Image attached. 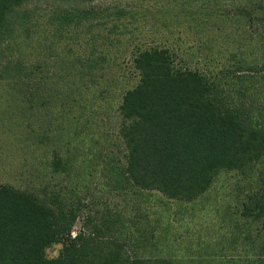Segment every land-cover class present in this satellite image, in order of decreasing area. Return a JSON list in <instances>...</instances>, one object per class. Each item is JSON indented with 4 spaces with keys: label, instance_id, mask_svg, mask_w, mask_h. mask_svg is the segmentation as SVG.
Here are the masks:
<instances>
[{
    "label": "trees",
    "instance_id": "trees-1",
    "mask_svg": "<svg viewBox=\"0 0 264 264\" xmlns=\"http://www.w3.org/2000/svg\"><path fill=\"white\" fill-rule=\"evenodd\" d=\"M30 1L45 0H0V87L6 113L13 108L10 118L27 131L22 136L34 135L32 143L46 145L50 159L41 195L0 184V264H264V177L243 201L242 220L230 236L192 257L162 255L155 228L143 229L136 242L150 256L130 252L134 232L108 216L95 219L68 186L76 168L109 156L92 129L113 111L124 160L105 159L104 168L116 192L139 189L191 203L221 173L245 177L263 165L264 0L233 2L232 9L210 0L187 12L201 29L212 21L226 24L235 48L219 50L202 68L193 65L192 47L136 46L131 61L138 81L116 95L106 57L109 44L128 33V12L104 17L91 8L67 9L41 22L43 16L31 19L27 12L19 17ZM96 14L108 20L94 22ZM82 212L84 230L73 235ZM57 243H63L59 256L47 258Z\"/></svg>",
    "mask_w": 264,
    "mask_h": 264
},
{
    "label": "rangeland",
    "instance_id": "rangeland-1",
    "mask_svg": "<svg viewBox=\"0 0 264 264\" xmlns=\"http://www.w3.org/2000/svg\"><path fill=\"white\" fill-rule=\"evenodd\" d=\"M212 1L232 9L233 2L240 3L244 0ZM209 2L210 0H96L92 4H83L67 0L30 1L20 9L18 16L27 12L31 19L38 20L43 16L40 19L45 22L53 13L67 9L91 8L102 12L104 17L108 12L114 15L122 11L128 12L124 19L131 25L126 29L128 33H124L123 37L119 36L118 42L109 44L106 57L107 78L116 95V92L122 91L123 86L130 87L138 81L131 61L132 50L136 46L165 44L176 49L192 47V51L188 52L198 53L193 65L202 68L219 50L226 52L224 50L234 49L236 45L226 37V24L212 21L201 29L193 21V17L187 15V12L200 11ZM97 16L94 22L108 20L100 14L94 15ZM84 41H87L85 37ZM5 92L0 87V184L21 190H36L41 195L40 192L46 185L43 175L47 171L45 167L50 153L47 154L46 145L35 144L36 140L32 143L34 135L29 139L22 136L27 131L21 132L15 125L18 123L17 119L10 118L13 108L6 113L9 104ZM119 124V117L114 111L111 116L94 122L92 132L100 134V150L110 157L102 156L99 161L91 162L93 166H88L85 170L76 168L71 173L73 180L68 186L76 190L77 196L83 197V202L90 210L88 213L95 219L108 216L115 222L126 225L128 232H134V240L133 236L128 240V249L132 253L137 249V238L141 236L143 229L151 233L152 228H155L161 241L162 255L165 257L196 256L198 251L204 252L207 244L218 249V243L225 234L230 236L228 232L233 231L235 221L242 220L243 201L263 183L261 178L264 177V164L255 167L245 177L236 172L221 173L213 187L191 203L169 200L157 192L139 189L119 193L112 189L104 168L105 159L124 160V146L118 136ZM85 157L83 149L79 160ZM90 158L93 160L91 155ZM86 215L87 213L82 212L79 216L73 235L84 230ZM62 249L63 243L52 245L46 250L47 258H57ZM148 249L141 243L137 250L143 251L141 254L148 257L151 254ZM230 254L237 255L239 250L231 251L228 255Z\"/></svg>",
    "mask_w": 264,
    "mask_h": 264
}]
</instances>
